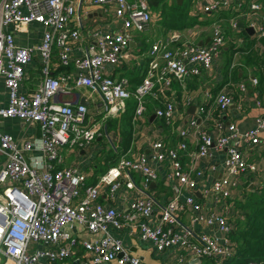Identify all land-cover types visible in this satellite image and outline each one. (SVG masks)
<instances>
[{"label": "crops", "instance_id": "obj_1", "mask_svg": "<svg viewBox=\"0 0 264 264\" xmlns=\"http://www.w3.org/2000/svg\"><path fill=\"white\" fill-rule=\"evenodd\" d=\"M213 1L149 0L152 15L149 26L143 31L133 29L127 54L118 64H107L103 69L104 74L116 80L125 79L126 87L133 93L143 79L150 75L152 48L155 44H163L171 50L187 46H205L210 44L214 30L219 28L225 43L213 57L211 68L201 69L199 74H190L183 80L171 78L170 84L158 82L155 72L152 79L156 85L145 97L146 108L141 116L136 114L138 106L134 99L117 113L107 114L104 101L98 92L76 84L75 67L61 63L56 45L52 53L50 73L57 78L65 77V85L68 87L65 92L57 95L56 100L62 103L70 102L73 106L85 104L88 108L86 123L97 131L96 138L82 148L59 146L60 160L53 162L55 169L78 168L87 177L84 188L98 184L108 170L124 158L144 160L157 173L156 181L146 184L142 172L134 170L131 172L133 187H127L123 183L115 191H111L109 186L99 189V201L115 208L121 215V227L110 225V233L147 264H224L235 252L232 232L237 221L244 218L242 204L264 184V134L256 144L242 141L245 157L254 168L236 176V185L232 186L230 197H223L211 190L215 181L228 175L229 171L225 166L228 149L211 148L209 155L199 159L196 157L201 130H205L214 140L222 134H230L228 126L231 123L237 124L240 132H245L255 126L256 118L262 114L264 106V1L231 0L227 8L204 12L202 8ZM74 4L77 16L71 24L81 31L82 37L72 44L71 57L87 53L93 43L94 30L119 32L123 29L122 22L115 15L113 3L101 5L86 0H74ZM254 4L258 5V8H252ZM5 30L13 34L19 45L33 48L32 60L25 68L21 83V91L32 94L43 82L45 75L39 49L44 39L45 27L39 22H32L26 28L18 29L12 23L5 26ZM157 61L162 67L163 58L160 57ZM224 91L231 96L232 104L222 110L216 98ZM8 102L9 92L4 78L0 77V106H6ZM168 102L175 104L171 122L157 114V109L164 107ZM192 121L196 124H192ZM0 127L2 131L14 137L27 159L44 158L40 141L41 128L38 123L6 118L0 120ZM182 130L189 132L187 136L181 135ZM157 140L178 150L184 170L191 171V176L197 183L194 195L201 203V215L207 218L212 214H222L232 226L231 232L226 233L220 230L217 223L211 226L206 224L205 220L195 221V211L189 207L178 214L175 231L181 236H186L185 230L189 229L192 231L190 240L198 244L199 237L203 234L216 240L220 246H225L227 237L231 255H215L199 261L192 250L180 245L158 250L154 240L142 238L139 225L159 224V210L175 197V187L180 186L177 180L170 178V162L154 158L153 143ZM27 141L34 143L30 151L23 150ZM237 141V137L231 138L229 145H235ZM181 142L187 143L186 148L180 147ZM5 160L6 156L0 151V168ZM199 171L201 175L198 176ZM181 192L183 197L189 193L184 186L181 187ZM135 199H151L155 205L154 214L138 216L135 221L128 220L125 215L130 211V204ZM164 227H168V224ZM71 232L81 241L98 240L101 237V233H90L78 223L71 227ZM34 246L36 248L42 245ZM78 248L76 257L92 263V257L83 246ZM4 261L5 256L0 252V264ZM78 263L71 259L44 262Z\"/></svg>", "mask_w": 264, "mask_h": 264}, {"label": "built area", "instance_id": "obj_2", "mask_svg": "<svg viewBox=\"0 0 264 264\" xmlns=\"http://www.w3.org/2000/svg\"><path fill=\"white\" fill-rule=\"evenodd\" d=\"M90 3L115 5V15L122 22L119 32H92L93 43L87 53L71 57L72 44L82 37L81 31L72 27L77 16L74 0H0V77L4 78L9 92V102L0 106V120L19 118L36 122L41 128V149L43 157L27 159L14 137L0 127V151L6 156L0 168V252L5 256L3 264H44L71 259L78 264H147L141 257L133 254L122 242L109 231V226L121 227L120 213L99 201L100 187L109 186L111 191L118 190L125 183L133 187L131 172L141 171L148 184L156 181V171L144 160L124 158L111 167L96 185L84 188L87 177L76 167L55 169L53 162L60 160L58 147H84L96 138V129L86 123L88 108L79 103L58 102L57 95L68 87L65 77H54L50 73V62L54 46L58 47L59 57L64 66L73 65L76 69L75 82L98 92L106 106V113H117L125 108L126 100L135 96L138 101L137 116L144 114L145 97L150 94L156 83L152 79L157 72V81L170 84L171 78L183 80L190 74H199L201 69L212 66L213 57L220 52L225 38L216 28L212 41L205 46H187L171 50L163 44L152 48L149 76L137 86L132 93L125 79L116 80L104 74L107 64L116 65L128 51L133 29L145 30L151 20L149 0H86ZM231 0H214L202 8L211 12L227 8ZM258 8V5H252ZM32 22H39L45 27L43 42L39 49L44 62V80L32 94L21 91L25 68L32 60L33 48L19 45L12 33L5 26L14 24L18 29L26 28ZM264 36V32H262ZM163 58L160 67L158 58ZM191 65V66H190ZM218 106L225 110L232 104L231 96L221 92L216 98ZM263 112L256 118V124L245 132H240L237 124L228 126L230 134H222L214 140L205 130L199 132V146L196 157L203 158L211 148L228 149L225 160L228 175L212 185V191L223 197L231 196V188L236 185V176L254 167L250 165L243 151L242 141L248 144L260 142L264 134ZM175 113V104L168 102L157 109V114L171 122ZM192 124H196L192 121ZM189 132L182 130L181 135ZM238 138L230 146L231 138ZM31 141L23 146L24 151L32 149ZM181 142L180 147L186 148ZM154 158L158 161L168 160L171 164V179L177 180L176 195L159 210L161 220L154 226L141 223L142 238H150L158 250H165L180 245L192 250L199 259L215 255H231L229 238L225 246L203 234L199 244L190 240L192 231L185 230L186 236L178 234L174 227L178 214L192 207L194 220H205L213 226L217 223L220 230L230 233L232 226L222 214H212L207 218L201 215V203L194 195L196 180L191 171L184 170L178 150L170 148L161 140L153 143ZM197 175H201L199 171ZM189 193L181 195V187ZM84 188V194L82 190ZM151 199H135L130 204V211L125 217L135 221L138 216H151L155 212ZM81 224L88 232L98 234V240L81 241L71 234L74 224ZM162 223V225H161ZM137 224V223H136ZM168 224V227H164ZM188 236V237H187ZM41 244L34 248L33 245ZM82 245L93 262L79 260L76 256ZM199 264V263H194ZM247 264H259L250 261Z\"/></svg>", "mask_w": 264, "mask_h": 264}, {"label": "trees", "instance_id": "obj_3", "mask_svg": "<svg viewBox=\"0 0 264 264\" xmlns=\"http://www.w3.org/2000/svg\"><path fill=\"white\" fill-rule=\"evenodd\" d=\"M132 99L136 101L137 106L135 96L128 98L126 105ZM242 208L245 212L244 218L237 221L232 232L235 252L224 264H247L250 261L264 264V184L258 192L248 197Z\"/></svg>", "mask_w": 264, "mask_h": 264}, {"label": "rangeland", "instance_id": "obj_4", "mask_svg": "<svg viewBox=\"0 0 264 264\" xmlns=\"http://www.w3.org/2000/svg\"><path fill=\"white\" fill-rule=\"evenodd\" d=\"M33 247H35V246L33 245Z\"/></svg>", "mask_w": 264, "mask_h": 264}, {"label": "water", "instance_id": "obj_5", "mask_svg": "<svg viewBox=\"0 0 264 264\" xmlns=\"http://www.w3.org/2000/svg\"><path fill=\"white\" fill-rule=\"evenodd\" d=\"M83 101V100H82Z\"/></svg>", "mask_w": 264, "mask_h": 264}]
</instances>
